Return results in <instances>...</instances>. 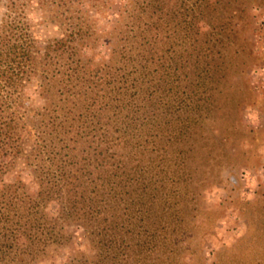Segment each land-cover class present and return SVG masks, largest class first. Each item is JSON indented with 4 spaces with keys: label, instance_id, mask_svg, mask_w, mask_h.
Masks as SVG:
<instances>
[{
    "label": "trees",
    "instance_id": "16d2710c",
    "mask_svg": "<svg viewBox=\"0 0 264 264\" xmlns=\"http://www.w3.org/2000/svg\"><path fill=\"white\" fill-rule=\"evenodd\" d=\"M86 1L3 2L0 264H30L64 242L60 217L47 211L53 200L60 216H79L98 247L91 264H188L178 259L180 238L202 225L188 217L184 158L180 149L145 156L156 136L179 147L207 105L216 67L201 42L215 32L201 40L197 22L212 1L125 0L105 30ZM34 5L63 29L39 57L26 12ZM34 76L42 103L26 156L37 183L31 194L20 177H2L23 151L21 104Z\"/></svg>",
    "mask_w": 264,
    "mask_h": 264
},
{
    "label": "rangeland",
    "instance_id": "374dc122",
    "mask_svg": "<svg viewBox=\"0 0 264 264\" xmlns=\"http://www.w3.org/2000/svg\"><path fill=\"white\" fill-rule=\"evenodd\" d=\"M123 1L86 3L105 30L114 24ZM211 1L212 8L197 22L201 40L210 29L215 32L201 42L208 53L206 60L216 67L208 78L207 105L179 147L178 142L165 146V137L156 136L147 143L145 159L151 153L155 158L156 151L166 154L165 150L174 149H180L184 158L179 172L189 180L188 217L200 219L202 228L190 225L188 234L181 236L184 249L178 253L179 260L188 264H264V4ZM3 2L0 0V13ZM26 12L39 57L46 41L61 36L63 29L46 8L34 5ZM100 49L105 54V48ZM38 85L34 76L24 89L23 151L2 177H20L31 194L36 193L37 183L26 156L35 136V111L42 103ZM59 204L50 201L47 211L60 217L64 242L49 247L30 264H91L98 247L77 214H58Z\"/></svg>",
    "mask_w": 264,
    "mask_h": 264
}]
</instances>
